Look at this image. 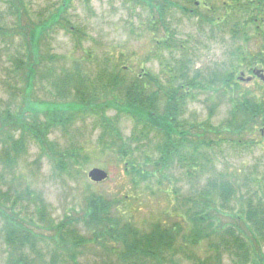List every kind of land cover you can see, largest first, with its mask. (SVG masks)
I'll return each mask as SVG.
<instances>
[{
	"label": "trees",
	"instance_id": "trees-1",
	"mask_svg": "<svg viewBox=\"0 0 264 264\" xmlns=\"http://www.w3.org/2000/svg\"><path fill=\"white\" fill-rule=\"evenodd\" d=\"M72 1L57 0L47 9V14L41 11L30 18L25 0H7L11 31L19 38L11 61L14 73L11 88L16 91L11 99L13 105L9 102L0 105V153L5 167L0 171V232L2 244L13 256L10 264H48L40 253L42 245L53 249L49 264H80L82 249L92 244L102 250L101 264H174V255L183 247L185 258L193 259V264H223L224 257L230 264H264V192L253 191L248 186L242 192V184L238 186L212 167L213 149L227 140L222 131L234 136L228 138L231 143L243 146L240 137L243 132L264 126V99L256 102L247 93L236 94L235 68H230L218 79H222L223 93L232 92L228 119L213 126L209 122L194 124L183 118L196 92L205 90L209 82L217 79L210 77L206 84L199 80L198 72L191 75L193 64L187 58L184 42L177 38L174 23L180 21L173 14H180L188 21L195 19L197 26H206L210 32L223 31L233 41L245 43L251 30L260 33L258 26L264 25V0H132L147 9L143 24L153 35L146 58L150 59L151 55L158 58L160 75L148 68L131 71L104 58L92 74L79 62L69 68L55 69L52 62L55 55L44 56L39 46L49 30L65 28L70 23L63 15ZM80 1L85 5L90 2ZM65 30L71 32L75 45L82 48L85 32L76 26ZM84 52L83 59L87 61L91 53ZM243 53L242 48L235 54L238 63L248 59L249 65L258 62L264 66L262 53L248 54L247 58ZM41 81H46L52 99L35 96L33 86ZM111 111L114 114L109 115ZM123 116L132 122L127 135L121 133L117 124ZM87 118L100 126V140L104 138L102 143L108 153L116 163L122 164L130 185L138 186L155 177L159 186L167 182L161 191L171 194L176 192L170 185L176 169L184 170L189 178H205L197 192L199 199H186L191 207L184 210V234H180L181 226L176 223L158 222L141 230L122 221L118 201L101 194H89L85 198L79 220L65 217L54 223L46 218L42 206L36 209L40 226L26 220L22 201L31 195L30 188L15 190L7 186L3 191L1 184L5 176H15L13 170L28 139L60 170L76 168L82 160L87 161L82 147L70 142L59 149L49 138L54 129L65 131L78 119ZM212 135L217 138H211ZM237 196L240 204L234 206L232 202ZM128 197L127 193L121 199ZM39 229L53 233L45 236ZM177 235L181 241L178 247ZM50 238L52 243L47 241ZM200 241H208L210 253L196 259L185 247H194Z\"/></svg>",
	"mask_w": 264,
	"mask_h": 264
},
{
	"label": "rangeland",
	"instance_id": "rangeland-1",
	"mask_svg": "<svg viewBox=\"0 0 264 264\" xmlns=\"http://www.w3.org/2000/svg\"><path fill=\"white\" fill-rule=\"evenodd\" d=\"M27 3V14L35 18L41 11L47 14L57 0H25ZM7 0H0V105L5 106L8 102L13 105L11 99L16 91L11 88L14 79L11 61L16 54L18 36L11 31V18L7 15ZM179 18L174 23L178 31L177 38L185 44V51L188 59L192 61L191 75L198 72L199 80L207 84V80L217 79L209 82L205 90L196 92V98L187 104L184 117L189 122L201 124L209 122L213 126L221 125L228 119L231 108L232 92H222L223 75L230 68L234 69V80L238 82V93H247L256 102L264 99V80L251 76L250 70L261 69L264 76V66L258 62L251 63L245 59L239 63L235 54L242 50L244 57L250 54L264 55V25L259 24L260 33L250 31L249 40L245 43L239 40L233 41L230 35L213 29L212 32L206 26L196 24V20L188 21L180 14L173 13ZM147 9L138 4L125 0H90L85 5L80 0H74L68 7L63 17L70 20L68 26H76L85 32L82 37V48L75 45L76 40L71 32L65 28L56 27L49 30L41 41L40 51L46 56L55 55L52 62H55V69L69 68L74 62H79L85 69L95 73L97 63L104 58L113 64L114 61L130 68L131 71H144L146 68L153 74L160 75L158 58L151 55L146 56L151 50L149 31L144 27L143 22L147 18ZM13 18V17H12ZM14 19V18H13ZM161 31V29H159ZM156 35V33H155ZM178 46V39L175 40ZM85 50H89L91 58L84 61ZM14 51V53H13ZM13 53V54H12ZM167 56V54L165 53ZM217 88L219 91H217ZM35 96L41 100L52 99L48 92L46 81L35 83L33 86ZM114 114L113 111L108 113ZM122 134L127 135L132 128V122L127 117L119 118L117 122ZM67 130L54 129L49 135L51 141L63 149L70 142L82 147L88 160H82L76 168L60 170L47 156L41 155L36 144L28 139L24 151L19 156L13 170L14 177L7 174L1 184V189L8 188L20 190L30 188L31 195L27 200L23 199V215L26 220L33 224H42L36 217V209L43 207L46 218L58 223L65 217L73 221L80 219L83 215L85 198L89 194H101L109 199H116L122 221H128L141 230H147L151 224L161 222L163 224H179L180 234L186 231L185 209L190 208L186 199H199L197 192L205 183L204 177L189 178L184 170L176 169L171 176V188L174 193L166 194L162 189L166 188L167 182L161 186L156 184L155 177L150 182H140L138 186H132L128 178L123 174L122 164L116 163L108 153L103 142L100 140V126L91 118L84 121L77 120L67 126ZM222 127V126H221ZM224 129V128H223ZM226 141H222L213 149L212 167L215 171L224 173L239 186L242 184V192L247 186L253 191L264 192V126H255L252 132H243L240 136L245 145H235L228 138L233 139L229 132L222 131ZM100 137V138H99ZM211 138H217L214 135ZM0 153V171L5 169ZM92 167H99L108 173L107 179L101 182H93L87 172ZM10 182V185L8 184ZM245 184V186H243ZM16 187V188H15ZM128 198L121 199L125 194ZM37 197V198H36ZM237 196L233 205H239ZM8 211V209L6 210ZM185 220V221H183ZM227 220V219H226ZM39 222V223H38ZM1 231V219H0ZM38 231V230H37ZM45 236L52 235V231L40 230ZM86 233V231H85ZM84 233V234H85ZM88 236V234H85ZM178 236V235H177ZM52 243V239H47ZM180 235L176 238L177 247L180 246ZM208 241H200L194 247H185L195 255L196 259L205 258L210 251L207 249ZM173 257L174 264H193V259L185 258L182 250ZM51 246L40 247L42 259L48 264L52 259ZM29 257L33 255L29 254ZM102 250L96 245H89L82 249V256L79 257L80 264H101ZM13 256L4 247L0 232V264H10ZM223 264H230L226 257Z\"/></svg>",
	"mask_w": 264,
	"mask_h": 264
},
{
	"label": "water",
	"instance_id": "water-1",
	"mask_svg": "<svg viewBox=\"0 0 264 264\" xmlns=\"http://www.w3.org/2000/svg\"><path fill=\"white\" fill-rule=\"evenodd\" d=\"M254 74L260 75L261 79L264 80V76L262 74V70H256L254 71ZM88 178L93 182H101L105 180L108 177V174L106 171L99 167H92L87 172Z\"/></svg>",
	"mask_w": 264,
	"mask_h": 264
}]
</instances>
